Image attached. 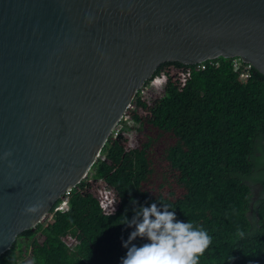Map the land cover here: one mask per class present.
<instances>
[{"label":"water","instance_id":"water-1","mask_svg":"<svg viewBox=\"0 0 264 264\" xmlns=\"http://www.w3.org/2000/svg\"><path fill=\"white\" fill-rule=\"evenodd\" d=\"M220 55L264 73V0H0V254L87 174L160 63Z\"/></svg>","mask_w":264,"mask_h":264},{"label":"trees","instance_id":"trees-1","mask_svg":"<svg viewBox=\"0 0 264 264\" xmlns=\"http://www.w3.org/2000/svg\"><path fill=\"white\" fill-rule=\"evenodd\" d=\"M239 64L221 55L160 63L87 174L0 264H121L126 219L153 202L212 237L199 264H264V73ZM158 76L162 85L145 91Z\"/></svg>","mask_w":264,"mask_h":264},{"label":"clouds","instance_id":"clouds-1","mask_svg":"<svg viewBox=\"0 0 264 264\" xmlns=\"http://www.w3.org/2000/svg\"><path fill=\"white\" fill-rule=\"evenodd\" d=\"M159 77L162 76L156 79ZM156 79L146 86H150L152 81L159 84ZM8 155L10 153H6L5 158ZM39 207L38 203L27 206L24 213H35ZM169 209L167 204L153 202L150 206L136 208L131 220L126 219L125 224L133 230L127 240L122 241L127 251L121 258V264H199L200 256L212 244V237L191 221L177 220L175 211ZM111 211L114 213L115 207ZM238 235L242 237L244 233L239 232ZM137 238L147 242L137 246L133 243Z\"/></svg>","mask_w":264,"mask_h":264},{"label":"built area","instance_id":"built-area-1","mask_svg":"<svg viewBox=\"0 0 264 264\" xmlns=\"http://www.w3.org/2000/svg\"><path fill=\"white\" fill-rule=\"evenodd\" d=\"M233 57V63H234V65L235 66H238V64H239V61H241V59L238 57V56H232ZM246 63V64H245ZM240 65V64H239ZM250 63L249 62H244V68H246V69H248L249 67H250ZM242 74H247V72L245 71V72H243ZM156 81L157 82H159V84H161L162 83V77H159V78H157L156 79ZM153 84H156V82L155 81H152L151 83H150V86H153ZM113 134H115V133H113ZM63 202H64V205L62 206L61 205V203L59 204V203H57L56 205H54V210H57V209H61V208H63V207H65V205L67 204V199H65V200H62Z\"/></svg>","mask_w":264,"mask_h":264},{"label":"rangeland","instance_id":"rangeland-1","mask_svg":"<svg viewBox=\"0 0 264 264\" xmlns=\"http://www.w3.org/2000/svg\"><path fill=\"white\" fill-rule=\"evenodd\" d=\"M145 88H147V89H149V90H145V91H150V89L152 90V88L151 87H145ZM154 89V88H153ZM146 95H149V93H146ZM154 97V96H153ZM255 187H256V191H258L257 193H258V195H260L261 194V185L259 184V183H255ZM61 203V205L63 206L64 205V202L63 201H60L59 202V204Z\"/></svg>","mask_w":264,"mask_h":264},{"label":"bare ground","instance_id":"bare-ground-1","mask_svg":"<svg viewBox=\"0 0 264 264\" xmlns=\"http://www.w3.org/2000/svg\"><path fill=\"white\" fill-rule=\"evenodd\" d=\"M134 100V99H133Z\"/></svg>","mask_w":264,"mask_h":264}]
</instances>
